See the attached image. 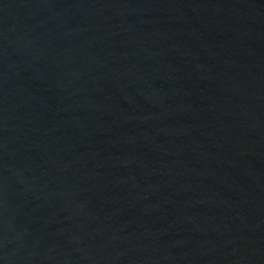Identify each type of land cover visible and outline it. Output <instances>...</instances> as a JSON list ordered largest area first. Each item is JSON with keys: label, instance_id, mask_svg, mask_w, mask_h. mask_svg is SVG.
<instances>
[{"label": "water", "instance_id": "95a60500", "mask_svg": "<svg viewBox=\"0 0 264 264\" xmlns=\"http://www.w3.org/2000/svg\"><path fill=\"white\" fill-rule=\"evenodd\" d=\"M0 264H264V0H0Z\"/></svg>", "mask_w": 264, "mask_h": 264}]
</instances>
